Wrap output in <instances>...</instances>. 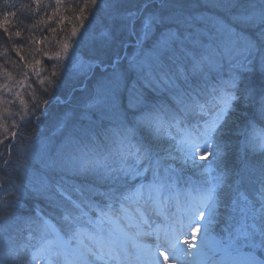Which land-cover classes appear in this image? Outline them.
<instances>
[{
  "label": "snow or ice",
  "instance_id": "snow-or-ice-1",
  "mask_svg": "<svg viewBox=\"0 0 264 264\" xmlns=\"http://www.w3.org/2000/svg\"><path fill=\"white\" fill-rule=\"evenodd\" d=\"M89 5L94 8V17L104 10L111 20L112 28L101 33L109 45L115 41L117 22L128 27L142 18L137 41L141 43L169 19L161 11L143 15L150 0L126 15L121 14L118 0H85L80 11L83 13ZM160 6L167 7V0H161ZM4 7L16 5L5 0ZM241 7L238 13L224 18L203 20L209 26L208 44L201 34L190 32L184 37L170 29L161 32L151 59L140 65L130 63L129 70L135 73L131 83L119 70L120 57L112 59L113 72L102 83L97 98L87 105L89 109H106L102 115H110L111 126L105 129L103 139L97 133H85L83 139L69 134L66 150L49 165L64 174L91 178L90 191L101 196L102 202L84 196L83 188L69 191L58 183L56 191L63 200L51 201L50 207L62 213L57 217L60 227L38 207L34 214L21 213L19 197H15L20 186L14 174L27 171L29 155L35 157V145L24 143L22 134L18 140L15 132L11 134L15 142L6 146V152L0 150V264H40L41 260L43 264H159L157 252L168 264L165 251L175 264H264V127L257 126L264 125V0H250ZM20 8L22 13L29 10L24 4ZM9 15L17 13L0 16V29L5 33ZM76 32L74 28V36ZM87 32L85 28L76 42L77 49L86 41ZM170 54L173 66L165 71L163 61ZM96 66L82 61L80 68L91 70ZM213 72L217 76L214 82ZM161 86L170 92L162 103L151 102L143 92H159ZM209 114L210 118H205ZM4 131L0 145L8 138L7 128ZM228 133L243 137L231 167L225 159L231 146L223 139ZM209 152L214 158L210 164L224 171L206 181L207 186L181 189L178 167L183 170L190 162L198 167L195 159L204 160ZM199 167L209 175L215 171L210 166ZM229 176L235 177V183L229 185L236 193L232 199L235 215L223 229L225 235L217 237L212 228L221 203L219 192ZM98 183L107 184L106 191L99 192L95 187ZM245 183L253 186L251 196L241 191ZM51 190L47 183L37 189L40 195ZM73 192L79 198L74 199ZM63 201L73 211H68ZM172 202L178 215H166L170 224L162 229L150 214L161 215L160 209ZM197 217L205 221L203 225H197ZM152 224H156L157 243L149 247L137 238L153 235ZM200 227L204 234L197 252L178 247L189 231L196 238ZM129 228L136 229L135 237L128 233ZM25 230L27 236L20 243L18 238ZM184 243L193 247L189 240ZM129 244L136 249L134 255L129 252ZM26 251L30 252L27 260L23 258ZM217 255L219 259H215Z\"/></svg>",
  "mask_w": 264,
  "mask_h": 264
},
{
  "label": "trees",
  "instance_id": "trees-1",
  "mask_svg": "<svg viewBox=\"0 0 264 264\" xmlns=\"http://www.w3.org/2000/svg\"><path fill=\"white\" fill-rule=\"evenodd\" d=\"M177 1L179 2L180 0ZM113 2H115V0H113ZM118 2L120 4L121 14L125 15L128 12H136L144 1L118 0ZM160 2L161 0H157L155 4L153 2L154 5H151V8ZM184 2L186 3V12H180L184 18L189 17L186 13L190 11L193 15L197 14L196 11H200L206 18L213 17L208 15L203 7H200L198 0H196L197 3L194 0H184ZM4 3L5 0H0V16H3L5 12H15L17 15L8 16L7 33H5L3 29H0V126L3 124L4 114L6 115L5 118L8 116L12 117L14 119V124H16V121L22 122V124H17L19 126L13 125V127L17 134L16 139H20L22 134L24 143L31 141L33 139L32 137L36 134H41L42 137L51 134L54 136V134H56L57 144L64 142V144L57 146L58 149L62 148V151L66 150L65 145L67 143V137L72 133L78 134L81 139L85 137V133L88 135L97 133L100 135L101 139H103L105 129L111 126L110 115H102V110H107L103 109L102 106H97L92 109L86 107L88 115L85 114V111L82 112L80 110H78V113H75L77 110L74 111L73 106L79 105V99L83 101L82 96L85 90L77 91L76 85L80 80L78 82V79H71V81L67 80L65 72L62 73L61 70L63 66H65L62 50H65V45H67V48L69 47L70 42L68 41L71 40L73 29L79 30V28H84L85 32V28H87L90 34H96L100 28L103 32L105 21L109 20L106 17L105 11L101 10L94 17L92 15L94 8L89 5L82 13L80 8L84 6L85 0H59V3L57 0H8V3H14L16 7L7 8L4 7ZM209 3L208 6L212 10L220 13L219 5H213L211 2ZM21 4L28 5L29 10L22 13L20 8ZM148 12L149 11H147V13ZM176 14L179 15L178 12L176 13L171 10L165 16L168 17L171 15L174 17ZM216 16L218 17V14H216ZM203 20L204 19H200L199 22L204 24L208 29L209 26H207ZM109 22H111V20H109ZM140 24H142V18L136 19L135 24L131 25L132 27L128 26L125 28L127 31L131 29L138 31ZM116 26L122 28L119 22H117ZM202 27H193V29L197 34H205L206 36L208 31H205ZM190 28L191 27L185 26L176 28L175 30L176 33L179 32L182 36L187 37L190 32L193 33ZM17 31L20 32L19 36L15 35ZM100 38L104 41L102 35ZM127 38L129 49L127 48L126 51L124 50L126 47H118L116 51H111L109 54L105 49L101 50L105 53L104 58H100L99 61L96 57L92 61L93 64H97L96 67L91 69L93 72V79L104 74V71H102L103 63L108 62V64H110L112 59L118 55L120 57L119 64H122L126 61V57L131 56L133 53L131 52L132 49H136V47H134L136 45L135 36L128 35ZM202 38L205 37L202 36ZM86 43L82 42L80 46L81 49L79 48L80 50H78L76 46L75 51L78 50L81 52L83 49L87 52ZM100 44L103 45L101 41ZM112 44L115 45V42ZM141 53H139V55ZM75 54L77 53L74 52V55ZM176 58L179 59V54H176ZM166 59L167 63L165 64H167L168 67L173 64L171 54L166 57ZM18 85L23 87V95L18 99L14 96L7 99L9 93L7 89L8 86L15 88ZM6 91H8L7 96H5ZM143 92L149 97V100L154 103H162L166 97H170V92L163 86H161L159 92L148 89H144ZM126 95L125 93V97ZM45 101L49 103H45ZM236 115H239V113H236ZM37 117L39 118L38 120ZM96 119L98 122L94 121ZM88 120L90 126L83 127L81 122H86ZM2 128L3 127L0 128V138L4 136L3 134H6ZM6 128L7 135L10 136L12 134L11 130L9 127ZM22 129L23 132L21 133ZM8 140L7 142L4 141L3 145H0V150L6 152V146L15 142L12 137ZM166 143L167 141H165L164 146ZM98 147L102 148V145ZM12 160L14 162L16 160L14 152ZM19 176H21V173ZM77 180L79 182L78 184L73 183L70 187L67 186V188H83L84 194H86V191L90 190V187L93 185V180L91 178L87 180L80 178ZM59 183L63 184L64 187L66 186L62 180H60ZM95 187L99 192H104L108 185L98 183ZM73 194L76 197L79 195L75 192H73ZM28 195L29 194L26 192L20 195L19 201L21 202L22 199L24 206L30 205V202L32 204H40L43 202L39 197H28ZM95 199L102 202L101 196Z\"/></svg>",
  "mask_w": 264,
  "mask_h": 264
},
{
  "label": "rangeland",
  "instance_id": "rangeland-1",
  "mask_svg": "<svg viewBox=\"0 0 264 264\" xmlns=\"http://www.w3.org/2000/svg\"><path fill=\"white\" fill-rule=\"evenodd\" d=\"M141 1H144V0H141ZM144 3V2H143ZM220 4H222V3H220ZM151 8V7H150ZM126 15V14H125ZM189 26V25H188ZM129 27H132L131 25H129ZM141 27H142V25L140 24L139 25V29H138V31H134L133 29H131V30H128L127 31V29L125 28V27H122V28H119V26H116V38H115V45L114 44H106L105 43V41H103V40H101V33H102V31H101V29L99 28V31L98 32H96V34H90V31H88V33H87V39H86V41H84L86 44L85 45H87V49H88V51L87 52H85V53H82V54H80V52L78 51V50H80V49H78L77 50V54H75L74 55V52H75V47L74 46H76V42L78 41V40H80V37H81V35L82 34H84V28H79V30H77V32H76V35L74 36L73 35V31H72V34H71V40L70 41H68V42H70V43H72V44H74V45H71V44H69V53H68V48H65V50H62V53H63V58L65 59V66H63V69L61 70V72L63 73V72H65V75H66V78H67V80H69V81H71V79L73 80V79H75V80H77V82H78V84L76 85V89H77V91H83V90H85V92L83 93V96H82V98H83V101L82 100H80L79 99V105H74L73 106V109H74V111H76L77 110V112H75V113H78V110H80V111H85V114L86 115H88L87 114V105L93 100L92 98L93 97H95V98H97V94H98V92L100 91V88H101V85H102V83L111 75V73L113 72V68H112V66H111V63L110 64H108L109 65V72H108V74L106 75V74H102V75H100V76H98L96 79H94V81L92 80L93 78H92V76H93V72L90 74V72L89 71H91V70H87V69H85V70H81V68H80V65H81V62L82 61H85V62H90V63H92V61L97 57L98 59H99V61H100V58H104V55H105V53H104V51L102 52L101 50L102 49H105L106 51H108V54L111 52V51H116L117 50V48L118 47H126V48H128L129 46H128V35H133V36H135V43H136V45L134 46V47H136V49H132V51L131 52H133L132 54H131V56H130V58H127L126 59V62H125V64H123L124 65V71L128 74H131L130 72V70H129V65H130V63L131 64H133V65H140V64H143V63H146V62H148L150 59H151V57H152V55H153V46H149V44H148V39L144 42V41H142V43H144V46L145 47H150L149 49H147V50H145V47H143L142 45H141V43H138L137 41H138V37H140L141 36ZM191 27V26H190ZM110 28H112V23L111 22H109V20L108 21H105V26H104V28H103V32H105V31H107V30H109ZM119 29V30H118ZM122 35V36H121ZM73 37V38H72ZM160 37V36H159ZM158 37V38H159ZM137 38V39H136ZM100 41H101V43H103V45H101L100 44ZM118 43V44H117ZM119 45V46H118ZM116 48V49H115ZM129 49V48H128ZM138 51V52H137ZM143 51V52H142ZM70 52H73V53H70ZM138 53V56H137V53ZM142 52V53H141ZM139 53H141L140 55H139ZM107 54V55H108ZM96 55V56H95ZM78 56H79V58H78ZM95 56V57H94ZM125 58V57H124ZM121 71V70H120ZM67 73V74H66ZM98 79H100V85H98ZM98 85V86H97ZM10 87V88H9ZM15 87V86H14ZM22 88L23 87H21V85H18L17 87H15V88H11V86H8V91H9V93H8V91H6V93H5V96H7V93H8V97H7V99H10L12 96H14V97H16L17 99L18 98H20L23 94V92H22ZM94 91L93 92V94H90V91ZM4 91V90H3ZM2 92V91H1ZM3 93V92H2ZM88 94H90V96L88 95ZM86 95H88V97L87 98H85V96ZM5 104V103H4ZM64 104V103H63ZM7 106V105H6ZM73 112V111H72ZM5 114H4V121H3V124L0 126V128L1 127H3L2 129H4L5 130V128L6 127H9L10 128V130H11V132L13 133V132H15V129H14V127H13V125H16V126H19V125H17L18 123H20V124H22V122H18V121H16V124H14V119L12 118V117H6L5 118ZM5 120H6V123H5ZM81 124H82V126L83 127H85V126H90V123H89V120L88 121H86V122H81ZM50 130V129H49ZM51 132V131H50ZM4 136L6 135V134H3ZM3 136V137H4ZM3 137L2 138H0V139H3ZM7 137H8V139L10 138L11 139V137H12V135H10V136H8L7 135ZM33 138V139H32ZM31 139H32V141L33 140H35L34 142H36V143H38L39 144V142H42V138L41 137H39L38 136V134H36L35 136H33ZM35 138V139H34ZM8 139H5L4 141H9ZM12 139H13V137H12ZM38 139V140H37ZM14 142V141H13ZM36 145V144H35ZM36 147V146H35ZM35 150V157L33 158V156H31V155H29V157H28V159H30V160H33V159H35V160H40L39 159V157H37L36 155H38V153H39V148L38 149H34ZM13 152H14V154L16 155V153H15V150H13ZM178 155V154H177ZM41 158H42V155H41ZM196 161L197 160H199V158L197 157L196 159H195ZM195 161V162H196ZM30 165V163H28V165L27 166H29ZM189 165H191V162L189 163ZM188 165V166H189ZM9 171V170H8ZM22 171H24V169H22ZM10 172V171H9ZM25 172V171H24ZM27 172V171H26ZM33 175H35V172H33ZM17 183V182H16ZM27 184L29 185V184H32L33 186L35 185L33 182H31V181H28L27 182ZM20 186V185H19ZM20 191H21V187H20ZM20 191L18 192V193H16L15 194V197H19V193H20ZM229 196L230 197V193H229V191L228 190H226V191H224V192H221V193H219V197H220V201H223L225 198H226V196ZM15 197H13V198H15ZM203 229V228H202ZM170 264H175V263H170Z\"/></svg>",
  "mask_w": 264,
  "mask_h": 264
},
{
  "label": "bare ground",
  "instance_id": "bare-ground-1",
  "mask_svg": "<svg viewBox=\"0 0 264 264\" xmlns=\"http://www.w3.org/2000/svg\"><path fill=\"white\" fill-rule=\"evenodd\" d=\"M200 1V0H199ZM224 1H230V0H224ZM153 2H154V4L155 3H157V2H155V1H153V0H150V6H149V8L147 9V11H149V12H153V11H161V12H163V14L164 15H167L168 14V12L169 11H171V10H173L174 12H178V13H180V12H186V3L184 2V0H180L179 2L177 1V0H168L167 1V7H165V8H161V6H160V4H161V2L160 3H158V4H156L155 6H153L152 8H150L151 7V5H154L153 4ZM250 2V0H239L236 4H229V5H227L226 4V2H223V4H220L218 7H221V8H224V9H226L227 10V12L230 14V13H238L239 11H241L242 10V5H247L248 3ZM205 6H208V3H205L204 4ZM147 11L144 13V14H147ZM227 12H223L222 14H221V17L222 18H224V17H226L227 15H229ZM196 18H195V16L191 13V11L189 12V13H186L189 17H187V18H189V23L191 24V30L193 31V34H197V32L193 29V27H198V28H201L202 26V29H205V31L207 30L208 31V29H207V27L204 25V24H202V23H200L198 20H197V18L198 19H205L206 18V16L203 14V13H201L200 11H196ZM193 16H194V18H193ZM142 25V24H141ZM165 25L167 26L166 28H167V30L168 29H170L172 32H173V34H176V28H177V25H175V24H172V23H170L168 20L166 21V23H165ZM193 26V27H192ZM141 34V33H140ZM202 36H204V37H206V36H208V34H206V36H205V34L203 35V34H201ZM203 40H204V43L205 44H208L209 43V41H208V39H206V38H202ZM71 45H74V44H72V43H70ZM155 44V41L153 42V45ZM74 47H76V46H74ZM226 72V75H227V71H228V69L226 68V70H225ZM60 144H64V142H60V143H58L57 144V146L58 145H60ZM233 162L234 161H230L229 163H228V167H231L232 166V164H233ZM49 167V166H48ZM31 170H36V165H31ZM49 168H52V167H49ZM53 170H55V171H57V170H60L58 167L57 168H53ZM9 171L11 172L12 171V169H9ZM21 172H22V170H21ZM19 176V174L17 175V174H14V178L16 179V177H18ZM16 181H17V179H16ZM15 181V182H16ZM39 196H40V198L43 200V204H45L44 206H43V210L44 211H49L50 210V208H52V207H50V202L51 201H54V198H51L50 196H48V194H47V192L44 194V195H40L39 194ZM84 196H86V197H91V198H98V197H100L99 195H94V193L92 192V191H90V190H88V191H86V194H84ZM45 197H47V199L45 198ZM19 203H20V205L22 206L21 207V209H24L25 208V206H24V204H23V202H22V199H21V202L19 201ZM160 211H161V218H162V220H164L165 222H168V221H166L165 220V214H170L169 216H171L172 214H174L175 213V206H174V208L173 207H162L161 209H160ZM154 220H156V222H159V223H162V221H160V220H158V218H155ZM130 230H132L133 231V233H132V236L133 237H135V230L133 229V228H129ZM127 230V229H126ZM128 231V230H127ZM22 235H23V233H22ZM192 236V235H191ZM196 238L199 240V235L198 234H196ZM138 240H139V242L140 243H142V244H144V245H147L146 244V240H144V238L143 237H139V238H137ZM185 240H189L191 243H192V245H193V247H191V248H188L187 247V245L184 243V241ZM185 240H183L179 245H178V247L179 248H181V249H184L186 252H189V253H194V252H196L198 249H196L195 248V242L193 241H191L190 240V238H185ZM199 243V245H200V243L201 242H198L197 241V244ZM129 246H131V244H129ZM199 247V246H198ZM131 249H129V252L131 253V254H135V252H136V249L134 248V247H130ZM158 256V258H159V264H164V259H163V257H161V256H159V255H157ZM169 261V260H168Z\"/></svg>",
  "mask_w": 264,
  "mask_h": 264
}]
</instances>
